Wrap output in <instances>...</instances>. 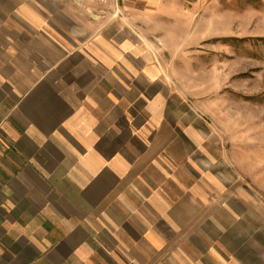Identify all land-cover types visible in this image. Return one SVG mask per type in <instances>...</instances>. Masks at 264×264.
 <instances>
[{
  "label": "crops",
  "instance_id": "0c3cea01",
  "mask_svg": "<svg viewBox=\"0 0 264 264\" xmlns=\"http://www.w3.org/2000/svg\"><path fill=\"white\" fill-rule=\"evenodd\" d=\"M191 18L185 0H0V264H264L247 213L201 217L191 176L125 150L176 145L128 36ZM137 118L153 126L127 137Z\"/></svg>",
  "mask_w": 264,
  "mask_h": 264
},
{
  "label": "rangeland",
  "instance_id": "374dc122",
  "mask_svg": "<svg viewBox=\"0 0 264 264\" xmlns=\"http://www.w3.org/2000/svg\"><path fill=\"white\" fill-rule=\"evenodd\" d=\"M185 5L192 18L181 33L175 25L168 30L176 34L128 36L147 46L144 53L152 60L143 72L152 73L144 79L161 99L153 104L160 121L153 126L132 119L127 137L153 126L175 135L176 145L161 152L147 139L144 147L128 144L125 150L135 161L148 154L156 160L152 174L158 161L175 173L177 185L191 176L202 188L193 195L201 217H230L228 208L234 216L247 213L249 224L264 233V0ZM0 144L7 145L1 133Z\"/></svg>",
  "mask_w": 264,
  "mask_h": 264
}]
</instances>
